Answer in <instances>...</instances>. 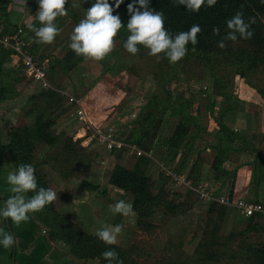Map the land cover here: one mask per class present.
<instances>
[{"label": "trees", "instance_id": "obj_1", "mask_svg": "<svg viewBox=\"0 0 264 264\" xmlns=\"http://www.w3.org/2000/svg\"><path fill=\"white\" fill-rule=\"evenodd\" d=\"M14 1L0 0V36L21 30L26 43L25 50L43 66L44 59L50 57V54L42 52L44 44L32 41L35 34L30 30L29 24L17 22L12 10ZM73 2L80 0H68L65 8L70 20L78 24L97 0H81L80 7L77 8L72 7ZM116 2L117 0H108L113 8V15L120 17L123 27L115 37L113 54L121 57L129 55L146 61L149 74L157 86L118 137L125 144L141 151L140 155H134L135 162L131 168L118 162L123 152L127 151L126 148L108 152L104 146L97 145L99 149L116 155L117 162L106 176L107 183L133 204L136 213L135 227L151 234L156 228L152 221L156 214L177 218L191 209L197 200L196 193L188 188L179 192L169 188L168 183L172 186L173 183H170L163 172L158 171L155 179L148 175L154 151L159 153L160 160L155 159L158 163L173 172L184 174L193 187L204 182V159L201 154L211 151V181L218 183L217 194L227 193L231 198L234 197L232 179L236 170L238 166L246 165L251 168L249 189L255 191V202L261 203L258 201L259 191L262 192L264 202V156L256 148L258 144H251L243 133L234 131L225 123V118L234 109L233 90L229 89L232 77L242 80L264 100V85L253 82L264 76V0H217L213 7H208L205 2L198 12L188 11L185 6L175 4L174 0H149L151 9L164 13V27L171 34L188 31L195 24L202 29L197 35L198 44L193 46L189 43L186 56L176 63H169L167 58L158 62L155 57L148 55V49L143 46L138 45L140 50L136 55L125 50L123 45L130 35L126 27L131 18L128 5L134 3V0H124L119 8H116ZM135 3L138 8V0ZM22 8L25 10L24 14L34 18L31 24L40 27L39 21L35 19L39 10L38 0H26ZM237 11L243 13L245 21L250 17L255 18V23L250 28L254 33L251 39L238 38L235 42L225 39L229 31L227 21ZM214 28L219 29L218 34L213 32ZM222 40L226 44L225 48L218 46ZM11 54V50L0 46V104L17 99L21 95L17 85L25 79L30 81L20 69L10 65ZM84 60V57L77 56L70 47L67 48L60 58L55 59L54 64L49 63V67L45 68L50 74L51 89H42L37 85V90L25 97L21 110L27 124L16 126L5 122V133L0 135V153L8 156L6 161L0 160V191L5 200L10 196L7 175L21 164H31L34 167L38 188L52 189L44 173L46 167L60 173L64 180H69L73 177V172H87L93 158L99 157L88 153L86 147L82 146V139L69 136L66 129H62L58 123L60 117L74 115V107L59 92L63 89L54 82L53 77L60 72L72 83L74 78L70 79L71 73L76 72ZM108 66L111 64L108 63ZM206 78L211 87L208 91L199 92L206 100L202 111L217 125V130L212 133L207 131L204 123L206 116L194 114L193 106L196 102L193 96L185 98L183 93H174L167 88L173 81L176 84L183 81L191 84L189 89L196 92L192 87ZM70 96L80 99L74 93ZM218 98L224 100V105L216 117L214 109ZM118 107H124L123 103ZM166 116L176 119V123L170 135L161 137ZM40 147L45 148L46 153L38 159L37 150ZM240 157H244V160L231 169V160L236 159L238 163ZM4 184L8 187H3ZM78 189L94 192L98 190V185L81 180ZM34 194L29 192L26 195L31 197ZM201 203L206 211L201 239L195 250L190 252L181 244L177 247L169 243L151 264H264V242L255 243L249 237L251 234H263L264 237V222L261 221L264 216L245 218L214 201ZM231 212L235 213L233 228L232 231L225 232ZM1 218L2 230L8 233L5 218ZM73 219V216L58 209L56 200L40 211L29 213V219L22 223V227H17L8 219L16 241L15 264H26L27 261L30 264H40L41 260L47 263L45 253L52 244L63 246L70 261H78V264H107L102 256L106 250L117 252L122 264H145L140 262L141 251L137 246L106 245L94 233L82 230ZM120 219L119 214L113 225H121ZM237 225H242L238 231L235 230ZM5 255L10 264L11 247L0 252L2 258ZM55 257L53 259L56 261ZM3 262L5 260L1 261Z\"/></svg>", "mask_w": 264, "mask_h": 264}, {"label": "rangeland", "instance_id": "obj_2", "mask_svg": "<svg viewBox=\"0 0 264 264\" xmlns=\"http://www.w3.org/2000/svg\"><path fill=\"white\" fill-rule=\"evenodd\" d=\"M14 2L13 4H15ZM23 11L25 13V10ZM23 13H20V15H24ZM32 19L34 20L33 17ZM55 24L61 29L60 34L57 35L53 43L46 46L44 44L42 48L44 54H50V57H46L47 62L44 63L43 61V66L46 69L49 67V63L54 64L55 59L60 58L66 49L69 48L71 43L70 36L77 25L73 20H70L68 14L58 17L55 20ZM35 40L34 35L32 41ZM113 53L114 50L101 61L85 59L76 69L77 75H75V71L71 73L70 76L72 78L70 77V79L74 78L72 83L68 82L67 78L60 72L54 75L53 80L63 89L59 90V92L65 97V100L68 95H73V93L78 95L77 97L81 99L84 110L92 124L101 129L106 126H113L119 137L123 133L125 125L133 119L131 118L132 112L137 114L139 108L144 105L148 95L155 91L157 86L149 74L150 69L146 61L138 58L134 59L129 55L121 57ZM108 63L111 66H108ZM47 79L50 82V74H48ZM253 82L264 85V76L258 77ZM209 83L208 78L202 81V83H197L195 86L199 89H195L196 92L189 89L191 84L183 81H180L178 84L173 81L167 85V88L174 93H183L185 98L192 95L196 102L193 106L194 114L201 113L202 117L205 115L206 120L204 123L206 127L215 131V122L212 119H208L207 114L202 111L206 100L204 95L199 92L202 86H207L206 91H208V88L210 89L211 87ZM245 86L247 85L242 80L232 77L229 89L233 90V94L239 95L241 93L240 89H244ZM37 88V84L25 79L17 85V89L21 93L17 99L0 104V135L5 133V122L16 126L27 124V119L22 116V105L25 97L37 90ZM216 101L218 105L215 106L214 115L218 117L222 107V99L218 98ZM122 103L124 107L119 108L118 106ZM130 108H132L131 111H129ZM58 123L72 137H75L81 126L72 114L60 117ZM175 123L176 119L166 116L162 124L160 136L170 135ZM86 151L99 155L96 159L93 158L87 172H73V177L69 180H64L60 173L49 167L44 169V173H46L51 183L52 190L57 192L56 203L58 209L63 213L73 216V220L77 221L82 230L95 234L102 224L113 225L114 220L119 215L113 214L110 210V205H114L120 200H124L125 202H130V200L126 199L120 192L114 190L107 183L106 176L117 162L116 155L99 149L95 144L90 145L89 148L87 147ZM45 153L46 149L40 147L37 150L38 159H41ZM124 154L123 158H126L125 160L127 161L123 164H125V167H130L128 164H131L134 155L128 151H125ZM152 157L153 159L160 160L159 153L156 151H154ZM7 159L6 153H0L1 161H6ZM204 159L209 162L211 161V157H204ZM157 177L158 171L154 168L153 178ZM81 180H87L92 184L98 185V190L94 192L79 190L78 186ZM3 187L8 186L4 184ZM168 187L175 192L181 190L169 183ZM205 211L206 207L197 199L191 209L177 218H167L158 213L152 220L156 228L151 234H147L135 227V216L124 217L121 215L120 222L123 225V231L118 236L117 244L122 247L137 246L141 251L140 262L145 264H151L155 259L159 258L169 243L177 245V247L181 244L191 252L195 250L197 244L200 242ZM231 213L232 216L229 218L225 232H230L233 228L235 213ZM263 220L264 218L261 221L264 222ZM22 223L16 224V226L21 225L22 227ZM2 228L3 223L0 216V230ZM241 228L242 225H237L235 230L238 231ZM249 237L255 243L264 242L263 234H251ZM3 250L5 251V248L0 245V252ZM45 255L48 262L44 263L45 261L41 260L40 264H78V261H70V257L67 255L64 247L58 244H52ZM54 256L57 257L56 261L53 259ZM4 260L5 262L1 263ZM6 262V255L3 258L0 256V264H8ZM26 264H30V262L27 261ZM89 264L96 263L91 262Z\"/></svg>", "mask_w": 264, "mask_h": 264}, {"label": "clouds", "instance_id": "obj_3", "mask_svg": "<svg viewBox=\"0 0 264 264\" xmlns=\"http://www.w3.org/2000/svg\"><path fill=\"white\" fill-rule=\"evenodd\" d=\"M124 0H117L116 8H119ZM206 2L208 7H213L217 0H174L177 5H183L188 11L198 12ZM21 5L26 0H20ZM39 10L35 19L39 21L40 27L29 24V28L35 34L36 41L42 44L54 42L61 29L55 24L57 17L67 15L65 8L68 0H38ZM80 2H73L72 7H80ZM136 3L128 5L130 19L126 25L130 35L127 37L123 47L125 50L136 55L139 46L148 49V55L155 57L159 62L162 58H167L169 63H176L187 54V45L198 44L197 35L202 31L198 24L193 25L188 31L175 35L168 32L164 27V13L149 7V0H138ZM142 9V10H141ZM255 23V18L245 21L243 13L237 11L236 14L227 21L228 33L226 40L237 41L240 39H251L253 32L251 25ZM123 27L118 15H113V8L108 0H97V2L86 12L85 17L74 27L70 36L69 47L77 56L85 59L101 61L108 56L115 47V37ZM213 32L218 34L219 29L214 28ZM220 48H225L224 41L218 43ZM10 195L4 202V207L0 210V216L10 219L19 225L29 219V213L42 210L46 205L57 199V192L50 188H38L35 176V169L31 164H21L19 167L7 175ZM35 193L31 197L26 194ZM113 214H120L124 217H134L133 204L120 200L114 205H110ZM123 231V225L115 226L102 224L95 232L96 237L106 245H116L118 236ZM14 235L0 230V245L5 249L15 244ZM107 264H122L118 260V253L114 250H106L102 253Z\"/></svg>", "mask_w": 264, "mask_h": 264}, {"label": "built area", "instance_id": "obj_4", "mask_svg": "<svg viewBox=\"0 0 264 264\" xmlns=\"http://www.w3.org/2000/svg\"><path fill=\"white\" fill-rule=\"evenodd\" d=\"M0 46L12 51L10 55L11 66L20 69L24 75L32 83L37 84L42 89H51V85L48 81L47 72L44 66L37 63L34 57L25 50L26 43L24 41V35L21 30L17 33L0 36ZM192 89L198 90L199 88L193 86ZM201 90H207V86H202ZM67 103L74 107V115L78 123L81 125L79 131L75 134V139H82V146L90 147V145H102L110 152L113 150H119L126 148L127 151L133 155H140L141 151L137 150L133 146H129L118 139L116 130L113 126H106L101 129L95 126L89 120L81 99L73 96H67ZM136 113L132 112L131 118H135ZM153 161H155L152 158ZM152 161V162H153ZM159 171L163 172L164 176L169 179L173 186L177 189H190L196 193L197 199L200 202L214 201L220 205L226 206L232 209L234 212L240 213L243 217L248 218L254 215L264 216V205L254 201H248L243 198H231L227 193H218V186L206 184L204 182L199 183L196 187H193L184 174L171 171L169 168L155 161Z\"/></svg>", "mask_w": 264, "mask_h": 264}, {"label": "crops", "instance_id": "obj_5", "mask_svg": "<svg viewBox=\"0 0 264 264\" xmlns=\"http://www.w3.org/2000/svg\"><path fill=\"white\" fill-rule=\"evenodd\" d=\"M14 3L15 4H13L12 10L15 18L17 19V22L21 24L23 22H26V24H31L33 22V19L32 17L23 13L24 8H22L23 5H21L20 0H15ZM20 13L21 14L23 13L24 15H20ZM15 18L13 19L15 20ZM46 62H47V58L44 59V63ZM240 90L241 93L238 91L240 93L239 95H236V93L233 94L232 105L234 109L225 118V123L234 131L243 133L251 144L253 145L258 144V147L256 148H258L261 152V155L264 156V100L248 86H245L244 89L241 88ZM222 103L221 105L223 107L224 105L223 99H222ZM216 105H218V103H216ZM208 119H212V118L208 116ZM209 124L211 123L209 122ZM215 127L217 130L216 124ZM207 131L209 133L210 132L212 133L214 130L207 128ZM124 155L125 154L123 152L121 160L118 161L121 164H123L124 162L126 163L127 161L125 160L126 158H123ZM201 156L203 159L204 157H209V158L211 157L212 160L213 154L211 151L207 150L206 152H203ZM242 160H244V157H240V159H238L239 161L238 163H236L237 162L236 159H232L230 163V168L234 169L238 164L242 162ZM155 161L151 162L153 166L150 164L148 168V175L151 176L152 178H153L154 168L156 169V171H159ZM134 162L135 161L133 158V160H131V164H128V166L130 167L127 168H131ZM210 163L211 161L209 162L204 159V162L202 164V172H203L202 179L206 184H210V185L214 184V186H218V183L216 182L214 183L211 181L212 176L209 170ZM123 165L125 166V164ZM250 181H251V168L246 165L238 166L236 170V174L232 179L233 194L235 198H243L245 200L254 201V202L257 201L254 197L255 191H251L249 189ZM258 201L261 202L262 205H264L262 192L260 191L258 192Z\"/></svg>", "mask_w": 264, "mask_h": 264}, {"label": "water", "instance_id": "obj_6", "mask_svg": "<svg viewBox=\"0 0 264 264\" xmlns=\"http://www.w3.org/2000/svg\"><path fill=\"white\" fill-rule=\"evenodd\" d=\"M0 200H1V205H2V209H3L5 199H4V196L1 193V191H0ZM5 224H6V228H7L8 233L13 235V232H12V229L10 227L8 219H5ZM11 248H12V258H11L10 264H15L16 242L13 246H11Z\"/></svg>", "mask_w": 264, "mask_h": 264}]
</instances>
